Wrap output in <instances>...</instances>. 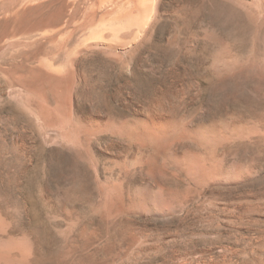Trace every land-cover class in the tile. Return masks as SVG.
I'll return each instance as SVG.
<instances>
[{
	"label": "rangeland",
	"instance_id": "374dc122",
	"mask_svg": "<svg viewBox=\"0 0 264 264\" xmlns=\"http://www.w3.org/2000/svg\"><path fill=\"white\" fill-rule=\"evenodd\" d=\"M6 253L264 264V0H0Z\"/></svg>",
	"mask_w": 264,
	"mask_h": 264
},
{
	"label": "bare ground",
	"instance_id": "6f19581e",
	"mask_svg": "<svg viewBox=\"0 0 264 264\" xmlns=\"http://www.w3.org/2000/svg\"><path fill=\"white\" fill-rule=\"evenodd\" d=\"M157 140V139H156ZM160 140V139H159ZM14 257V256H13ZM20 262V261H19ZM22 262V261H21ZM0 264H14L12 255L9 253L0 256Z\"/></svg>",
	"mask_w": 264,
	"mask_h": 264
}]
</instances>
